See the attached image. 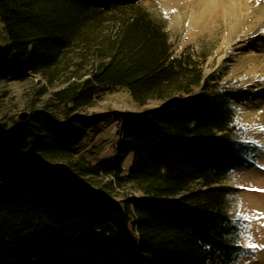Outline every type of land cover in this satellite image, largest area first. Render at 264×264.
Wrapping results in <instances>:
<instances>
[{
  "label": "trees",
  "instance_id": "16d2710c",
  "mask_svg": "<svg viewBox=\"0 0 264 264\" xmlns=\"http://www.w3.org/2000/svg\"><path fill=\"white\" fill-rule=\"evenodd\" d=\"M0 20V78L52 82L68 52L92 58L54 92L62 116L0 118V264H233L242 246L223 181L254 146L234 137V111L199 65L173 55L165 24L141 0H0ZM106 85L154 104L85 113ZM113 119L115 156L84 162L78 147ZM86 175L132 190L116 199Z\"/></svg>",
  "mask_w": 264,
  "mask_h": 264
},
{
  "label": "rangeland",
  "instance_id": "374dc122",
  "mask_svg": "<svg viewBox=\"0 0 264 264\" xmlns=\"http://www.w3.org/2000/svg\"><path fill=\"white\" fill-rule=\"evenodd\" d=\"M234 1L236 9L230 8L229 0H217L215 5H207L206 0H141V4L165 24L173 55L194 60L209 78L210 92L228 101L234 111V137L254 146L253 163L232 170L223 181L229 190L225 213L239 227L242 246L233 264H264V248L246 247L248 239L240 235L246 231L244 225H250L251 241L264 245V218L247 219L264 213V191L254 190L264 189V131L260 130L264 127V0ZM109 26L103 28L104 34L110 32ZM6 41L0 20V44ZM77 50L67 53L52 82L31 72L0 78V118L11 121L17 114L47 108L62 116L54 92L69 83L67 77L75 70L86 72L92 61L89 54L88 62L82 60ZM153 104L140 106L126 89L106 85L84 112L138 114ZM122 130L123 120L113 119L91 131L77 149L80 158L88 164L108 163L115 156ZM85 178L116 199L132 190L110 187L112 178L104 175Z\"/></svg>",
  "mask_w": 264,
  "mask_h": 264
},
{
  "label": "snow or ice",
  "instance_id": "6c2138e0",
  "mask_svg": "<svg viewBox=\"0 0 264 264\" xmlns=\"http://www.w3.org/2000/svg\"><path fill=\"white\" fill-rule=\"evenodd\" d=\"M261 131H264V127H262L260 129ZM258 143V142H256ZM256 191H264V189H254ZM253 218H264V213H260V214H257V215H254V216H251V217H247V219L251 220ZM244 228H245V233H241L240 235H244L246 237V239H248V243L245 245L246 247L248 248H251V249H258V248H264V245H258V244H255L251 241L250 239V232L247 231V229L250 228V225H244Z\"/></svg>",
  "mask_w": 264,
  "mask_h": 264
},
{
  "label": "bare ground",
  "instance_id": "6f19581e",
  "mask_svg": "<svg viewBox=\"0 0 264 264\" xmlns=\"http://www.w3.org/2000/svg\"><path fill=\"white\" fill-rule=\"evenodd\" d=\"M206 2H207V5L209 4L215 5L217 0H206ZM229 2H230L229 4L230 8L236 9L237 3L234 0H229Z\"/></svg>",
  "mask_w": 264,
  "mask_h": 264
},
{
  "label": "crops",
  "instance_id": "0c3cea01",
  "mask_svg": "<svg viewBox=\"0 0 264 264\" xmlns=\"http://www.w3.org/2000/svg\"><path fill=\"white\" fill-rule=\"evenodd\" d=\"M1 25H2V27H3V23H2V21H1Z\"/></svg>",
  "mask_w": 264,
  "mask_h": 264
},
{
  "label": "built area",
  "instance_id": "2783aa9c",
  "mask_svg": "<svg viewBox=\"0 0 264 264\" xmlns=\"http://www.w3.org/2000/svg\"><path fill=\"white\" fill-rule=\"evenodd\" d=\"M6 32V31H5Z\"/></svg>",
  "mask_w": 264,
  "mask_h": 264
}]
</instances>
